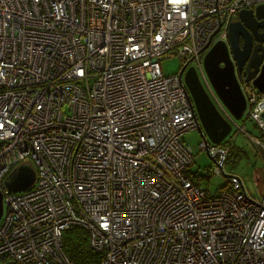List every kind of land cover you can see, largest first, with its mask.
<instances>
[{
	"label": "built area",
	"instance_id": "built-area-1",
	"mask_svg": "<svg viewBox=\"0 0 264 264\" xmlns=\"http://www.w3.org/2000/svg\"><path fill=\"white\" fill-rule=\"evenodd\" d=\"M262 2L0 0V264H74L62 249L73 227L97 264H264V202L237 176L212 193L198 185L183 142L197 128L192 104L180 70L160 66H193L232 128L203 57ZM239 85L264 134V93ZM199 146L222 173L229 145ZM28 162L32 186L9 191Z\"/></svg>",
	"mask_w": 264,
	"mask_h": 264
},
{
	"label": "water",
	"instance_id": "water-1",
	"mask_svg": "<svg viewBox=\"0 0 264 264\" xmlns=\"http://www.w3.org/2000/svg\"><path fill=\"white\" fill-rule=\"evenodd\" d=\"M185 67L179 78L192 104L196 129L206 144H220L231 132V125L212 102L195 68ZM203 69L221 103L233 119H240L246 100L239 79L251 81L264 93V2L239 11L237 19L229 23L226 40H218L205 52ZM261 116L264 118V113ZM34 179V169L24 163L11 171L4 184L9 191L19 192L31 187ZM2 211L0 192V218Z\"/></svg>",
	"mask_w": 264,
	"mask_h": 264
},
{
	"label": "rangeland",
	"instance_id": "rangeland-1",
	"mask_svg": "<svg viewBox=\"0 0 264 264\" xmlns=\"http://www.w3.org/2000/svg\"><path fill=\"white\" fill-rule=\"evenodd\" d=\"M160 66L163 75L169 76L181 69L182 61L172 57L164 59ZM94 80L95 78H89V84L92 85ZM234 120L231 132L220 143L222 145L229 142L230 148L220 174L213 173L215 162L206 150L200 148L202 137L198 130L188 131L183 136V142L190 147L194 156V163L189 167V171L198 185L210 193L224 188L227 185L228 176H237L242 180L245 191L251 199L264 202V147L256 146L250 139L251 136L261 138L264 134L245 115ZM241 127H244L245 132L239 130ZM208 144L212 145L209 141ZM29 164L32 165L31 162Z\"/></svg>",
	"mask_w": 264,
	"mask_h": 264
},
{
	"label": "trees",
	"instance_id": "trees-1",
	"mask_svg": "<svg viewBox=\"0 0 264 264\" xmlns=\"http://www.w3.org/2000/svg\"><path fill=\"white\" fill-rule=\"evenodd\" d=\"M62 249L74 264L98 263L97 254L89 246L87 233L79 227H73L63 232Z\"/></svg>",
	"mask_w": 264,
	"mask_h": 264
},
{
	"label": "crops",
	"instance_id": "crops-1",
	"mask_svg": "<svg viewBox=\"0 0 264 264\" xmlns=\"http://www.w3.org/2000/svg\"><path fill=\"white\" fill-rule=\"evenodd\" d=\"M262 137H264V136H262ZM262 137H261V140H262ZM243 183V182H242Z\"/></svg>",
	"mask_w": 264,
	"mask_h": 264
}]
</instances>
